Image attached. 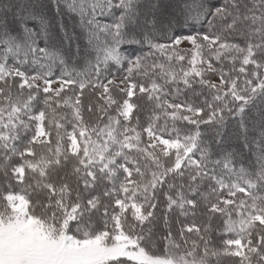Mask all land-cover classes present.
<instances>
[{
	"label": "snow or ice",
	"instance_id": "obj_1",
	"mask_svg": "<svg viewBox=\"0 0 264 264\" xmlns=\"http://www.w3.org/2000/svg\"><path fill=\"white\" fill-rule=\"evenodd\" d=\"M0 264H264V0H0Z\"/></svg>",
	"mask_w": 264,
	"mask_h": 264
},
{
	"label": "trees",
	"instance_id": "obj_2",
	"mask_svg": "<svg viewBox=\"0 0 264 264\" xmlns=\"http://www.w3.org/2000/svg\"><path fill=\"white\" fill-rule=\"evenodd\" d=\"M56 73H57V75L59 74V70H58V69L56 70ZM214 78H216V77H212V79H214ZM86 95H87V94H86ZM140 103H141L145 108L148 107L147 105H144V102H143V101H141ZM201 130L204 131L205 133H209V134H210V129H207V128H203V127H202Z\"/></svg>",
	"mask_w": 264,
	"mask_h": 264
},
{
	"label": "rangeland",
	"instance_id": "obj_3",
	"mask_svg": "<svg viewBox=\"0 0 264 264\" xmlns=\"http://www.w3.org/2000/svg\"><path fill=\"white\" fill-rule=\"evenodd\" d=\"M189 45H187V44H184V45H182V47H188ZM214 79H216V78H214Z\"/></svg>",
	"mask_w": 264,
	"mask_h": 264
}]
</instances>
